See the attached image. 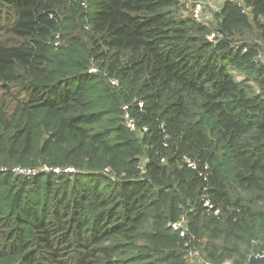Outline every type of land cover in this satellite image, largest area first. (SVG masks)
<instances>
[{"label":"trees","instance_id":"16d2710c","mask_svg":"<svg viewBox=\"0 0 264 264\" xmlns=\"http://www.w3.org/2000/svg\"><path fill=\"white\" fill-rule=\"evenodd\" d=\"M187 1L0 0V165L72 168L0 172V264L264 252V0Z\"/></svg>","mask_w":264,"mask_h":264},{"label":"built area","instance_id":"2783aa9c","mask_svg":"<svg viewBox=\"0 0 264 264\" xmlns=\"http://www.w3.org/2000/svg\"><path fill=\"white\" fill-rule=\"evenodd\" d=\"M211 0H190L184 3V9L185 12L189 13V16L192 19H195L197 21H204L209 18H212L213 13L208 11L205 8V4H209L211 6ZM236 4L240 7L241 11H245L249 6H243L242 5V0H234ZM215 31L212 30L207 33L206 38L210 41H213L215 39ZM59 42V35L58 33L55 34V44ZM237 78H243L242 74L239 73ZM111 82H114L111 80ZM139 108L142 106V103H138ZM122 109V119L127 127L130 129H135L137 127V123L133 117V115L130 113L129 106L128 104H124L121 107ZM141 130L145 131L146 126H142L140 128ZM187 165L190 166L191 168L195 167V162L192 160L187 159ZM140 169H142V166H139ZM71 167H64V168H58V167H50L48 165H42L41 167H31V166H22V165H0V172H5L8 171L10 173H13L15 175H22L26 177H31L34 175H37L38 173H46V172H60V171H71ZM103 173L109 176L110 179L115 178V174L111 170L110 167H104L103 168ZM204 205L208 209H213L214 212H218V207L216 208L213 203L208 199H204ZM169 226L177 231L180 235H184L186 231V226L184 223V216L181 215L177 220L170 221ZM189 239L184 241L183 245L187 247V255H188V264H207L205 260L202 258L200 255L198 249L196 247H193L189 243ZM220 264H232L230 260H224Z\"/></svg>","mask_w":264,"mask_h":264},{"label":"water","instance_id":"95a60500","mask_svg":"<svg viewBox=\"0 0 264 264\" xmlns=\"http://www.w3.org/2000/svg\"><path fill=\"white\" fill-rule=\"evenodd\" d=\"M241 264H264V252L250 253L247 260Z\"/></svg>","mask_w":264,"mask_h":264},{"label":"rangeland","instance_id":"374dc122","mask_svg":"<svg viewBox=\"0 0 264 264\" xmlns=\"http://www.w3.org/2000/svg\"><path fill=\"white\" fill-rule=\"evenodd\" d=\"M222 2V0H218V3L216 4L217 5V7H219L220 6V3ZM215 8V7H214ZM239 75V73H237L236 74V76H238Z\"/></svg>","mask_w":264,"mask_h":264},{"label":"crops","instance_id":"0c3cea01","mask_svg":"<svg viewBox=\"0 0 264 264\" xmlns=\"http://www.w3.org/2000/svg\"><path fill=\"white\" fill-rule=\"evenodd\" d=\"M211 1H212V0H211ZM212 3H213V5H214V7L217 9V5H216V4H217L218 2H217V3L212 2Z\"/></svg>","mask_w":264,"mask_h":264}]
</instances>
